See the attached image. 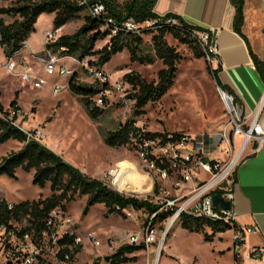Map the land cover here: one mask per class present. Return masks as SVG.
<instances>
[{
  "label": "rangeland",
  "instance_id": "374dc122",
  "mask_svg": "<svg viewBox=\"0 0 264 264\" xmlns=\"http://www.w3.org/2000/svg\"><path fill=\"white\" fill-rule=\"evenodd\" d=\"M116 1L121 4L126 0ZM13 5H15L14 0L0 2V8ZM52 15V13H42L35 22L37 32L32 41L37 46L41 45V40L45 43L42 33L50 27L49 21ZM83 15L84 12L81 13V16ZM0 17L6 22L13 20V17L7 14H0ZM82 23V19L66 23L59 35L73 33ZM154 33H156L155 29L142 34L146 52L153 53L149 46ZM32 34H35V31ZM164 38L177 53L175 76L164 95L157 101L148 102L140 115L133 114L134 102L128 98V94L133 92L130 84L124 90L111 86V92L104 104L105 114L98 121H91L78 98L68 88L54 95L49 86L33 89L29 85L22 84L15 77H8L1 72L0 103L6 109L16 93L22 125L29 129L41 128L45 137L43 144L62 155L86 175L104 180L122 195L149 199L156 203L165 192L174 193L171 189L173 176L165 180L160 179L156 169L151 168L130 145L119 147L105 145L98 128L113 129L118 124L133 119L135 125L146 132L168 135L179 133L190 139H198L202 135L214 134L229 119L218 85L210 72L214 67L203 57H198L187 43L181 42L169 33L165 34ZM107 39L98 41L95 49L101 48ZM1 51L0 47V53ZM88 57L90 61L96 59V55ZM71 65L75 67L73 63ZM163 67L162 61L158 58L150 64L132 62L128 51L124 49L114 55L103 69L109 76L110 82L114 83L123 79L124 73L129 71L139 73L147 81H156L157 71ZM73 77L80 83H94L93 78L81 68L75 70ZM63 80V77L48 78L49 82ZM21 146L22 143L14 139L1 142L0 160ZM205 151L207 158L220 157L217 149L211 147ZM111 169L115 170L114 174L109 173ZM200 175L202 176L203 173ZM31 180L32 171L21 168L15 170L14 177L1 175L0 198L8 203H18L24 200L43 199L50 195L48 185L39 187L33 185ZM119 182L123 184L120 183L121 190L118 187ZM85 202L86 196H76L73 201L66 204L67 213L74 224L72 229L81 237V246L75 257L76 264H107L105 257L127 244L128 233L143 230V239H145L143 225L147 218L145 212L128 208L124 212L125 217L117 214L106 216L103 204L96 203L83 215ZM176 225L177 222L165 232L163 222L156 224L158 232L154 243L145 244L144 250L127 255L131 261L125 264H187L192 257L197 260L195 264H234L232 245L231 251L227 250L232 239L231 232V235L222 233V239L206 240L203 233L211 234L212 230L209 227L205 226L203 232L180 233ZM88 233H93L100 241L99 248L92 246L87 237ZM108 241L112 250L106 248ZM241 253L242 251L240 255ZM169 254L177 256L176 261L170 259Z\"/></svg>",
  "mask_w": 264,
  "mask_h": 264
},
{
  "label": "built area",
  "instance_id": "2783aa9c",
  "mask_svg": "<svg viewBox=\"0 0 264 264\" xmlns=\"http://www.w3.org/2000/svg\"><path fill=\"white\" fill-rule=\"evenodd\" d=\"M75 3L90 17L101 20V30H108L109 36L120 31L142 35L146 30L155 29L159 21L167 24L177 23L175 17L168 15L140 22L128 17L119 23L108 13L105 4L98 0H75ZM61 28L45 30V43L56 41L60 36ZM193 34L203 52L204 60L216 68L219 59L213 33L196 29ZM63 50V47L57 51L51 47L44 48L41 54L22 53L19 50L12 56H6L1 51L0 72L18 78L22 84L34 89L43 88L49 77H63L64 81L53 82L50 87V91L58 95L68 88V80L74 75L75 70L81 68L93 78V84L100 89L92 98L95 105L100 107L104 106L106 97L111 92V86L118 90H124L128 86L129 83L122 78L118 82L111 83L103 67L93 64L88 56L79 60L63 54L61 52ZM71 63L74 64V68ZM218 90L229 119L212 134L213 136L207 134L198 139H190L185 135H180L176 139H171V135L165 139L139 136L131 137L130 146L139 152L141 158L151 168L156 169L160 179L165 180L173 176L171 189L174 193L165 192L164 196L159 197L160 199L155 203L160 205V209H170L173 212L163 221L165 229L171 228L172 225L169 227L168 225L173 221L174 224L179 222L181 215L222 221L230 226L232 251L238 256L246 248L247 235L254 229L251 226L238 224L236 212L232 207L224 209L219 204L213 206L212 194H219L231 205L233 175L238 163L245 154L257 152L264 141V93L257 108L249 114L242 110L232 95L226 94L220 87ZM17 107L4 108L5 113L0 111V117L23 131L27 139L42 143L45 138L42 129L24 127L19 118L21 111ZM211 147L217 149L219 158L206 157L205 150ZM114 172V169L109 171L110 174ZM200 173L203 175L201 176ZM184 188L185 191L182 192ZM11 204L9 203V208ZM126 209H123V212H126ZM155 214L156 212L147 214V223L145 225L143 223L145 239H143V230L128 233L127 244L136 245L141 241L146 245L154 243L158 230L156 225L151 224V220ZM73 226L72 218L62 207L50 210L41 222H37L27 213L9 220L8 223L0 224V264H76L75 251L81 246V237L72 229ZM71 235H74L71 243L67 245L60 243L64 236ZM87 237L93 247L101 246L93 233H88ZM106 248L112 250L109 241L106 243ZM263 256L264 247H253L248 249L246 257L250 260H258Z\"/></svg>",
  "mask_w": 264,
  "mask_h": 264
},
{
  "label": "trees",
  "instance_id": "16d2710c",
  "mask_svg": "<svg viewBox=\"0 0 264 264\" xmlns=\"http://www.w3.org/2000/svg\"><path fill=\"white\" fill-rule=\"evenodd\" d=\"M98 1L105 4L108 13L119 23L128 17H133L139 22L159 17L153 12L156 0H126L121 4L116 0ZM14 2L15 5L13 6L0 8V14L13 17L10 22H6L3 17H0V47L6 56H12L24 47L25 41L35 31L34 25L40 14L52 13L53 30L78 19H82L83 23L73 33L62 34L53 43H45L44 48L51 47L57 51L63 47L64 50L61 51L63 54L73 56L79 60L86 56L96 55V59L92 63L100 67H103L114 55L124 49L128 51L130 61L139 64H150L155 59H160L164 67L157 71L156 81H147L135 71H129L123 75V79L133 88V92L128 94V98H131L134 102L133 114L135 116L142 113L143 107L148 102L159 100L173 82L177 53L166 42L165 34L169 33L181 42L187 43L198 57H203V52L193 34L194 30H201V28L185 23L177 15L167 14L177 19L176 24L162 23V21L157 23L156 33L151 36L149 46L153 51L152 53L144 50L142 35L120 31L109 36L108 30H101V20L90 17L86 13L81 16L83 10L76 5L75 0H14ZM230 3L234 7L233 30L245 39L241 33L244 20V0H230ZM149 31L151 29L145 32ZM105 38H108L106 43L101 48L95 49V44ZM253 61L264 82V64L254 55ZM218 68L219 65L214 69H210L213 79L218 87L228 91L238 103L232 91L220 84L217 77ZM68 89L78 98L91 121H98L105 114L106 106H97L92 100L100 91L97 85L80 83L72 75L70 82H68ZM16 96L15 93L9 104L10 107H17ZM0 111L5 113L1 103ZM98 130L104 144L109 147L129 146L131 145V137H159L162 139L168 137L166 133L141 131L135 125L133 119L120 123L113 129L103 130L99 127ZM180 135L179 133H172L170 138L176 139ZM9 139L21 142L22 146L0 160V176L4 174L14 177L17 168L32 171V184L39 187L48 185L50 195L43 199L38 198L31 201L24 200L12 203L11 208L8 207L9 203L5 199L0 198V224L8 223L9 220L27 213L37 222H41L55 207H62L66 210V204L73 201L76 196H86L85 206L82 209L83 215L96 203L103 204L106 209V216L117 214L125 217L123 209L126 208L141 210L148 215L156 212L151 220L152 225L162 223L173 213L170 209H160L159 204H155L149 199L122 195L104 180L86 175L81 169L64 159L47 145L33 139H27L23 131L14 127L10 121L0 117V143ZM146 223L147 219L144 221V225ZM179 223L188 232H203L205 226L209 227L212 233H203L206 240H211L216 232H224L230 229V226L222 221H210L188 215H181ZM73 237L74 235L64 236L60 243L67 245L71 243ZM79 249L80 247L75 251L76 254H78ZM144 249V243L137 245L124 244L117 248L112 255L105 257L104 260L107 264H125L131 261L130 258H127V255ZM235 257L234 255V259Z\"/></svg>",
  "mask_w": 264,
  "mask_h": 264
},
{
  "label": "crops",
  "instance_id": "0c3cea01",
  "mask_svg": "<svg viewBox=\"0 0 264 264\" xmlns=\"http://www.w3.org/2000/svg\"><path fill=\"white\" fill-rule=\"evenodd\" d=\"M153 12L157 16L177 15L191 26L212 32L218 49L217 77L220 84L232 91L244 112L250 114L257 108L264 93V82L255 67L253 55L264 64V0H244L241 33L246 41L233 30L234 7L230 0H156ZM52 19L53 15L48 29L52 28ZM36 29L35 27V34H30L20 52L43 53L45 43L41 40V45L37 46L32 41ZM53 82L48 81L44 87L49 86L50 89ZM233 181L231 207L236 212L237 223L254 229L247 235L246 248L242 250L241 255L234 259L232 254L233 262L264 264V256L258 260H250L246 257L248 249L264 247V141L257 152L247 153L241 159L234 171ZM176 228L180 233L187 231L179 222ZM230 232V230L216 232L212 239H222V233L231 235ZM231 245L232 239L227 250L231 251ZM169 257L176 261L177 256ZM196 261V258L192 257L187 264H195Z\"/></svg>",
  "mask_w": 264,
  "mask_h": 264
},
{
  "label": "water",
  "instance_id": "95a60500",
  "mask_svg": "<svg viewBox=\"0 0 264 264\" xmlns=\"http://www.w3.org/2000/svg\"><path fill=\"white\" fill-rule=\"evenodd\" d=\"M71 78L68 80L70 82ZM226 94H228V91H224ZM212 204L213 206H216L219 204L224 209H229L231 207L230 202L227 200H224L222 197L219 196V194L214 193L212 194ZM167 230L165 229V232Z\"/></svg>",
  "mask_w": 264,
  "mask_h": 264
},
{
  "label": "bare ground",
  "instance_id": "6f19581e",
  "mask_svg": "<svg viewBox=\"0 0 264 264\" xmlns=\"http://www.w3.org/2000/svg\"><path fill=\"white\" fill-rule=\"evenodd\" d=\"M120 183H121V182H119V185H118V187H119V189L121 190ZM121 184H122V183H121ZM122 185H123V184H122ZM170 225H172V226H173V225H174V221H173L172 223H170V224L168 225V227H169Z\"/></svg>",
  "mask_w": 264,
  "mask_h": 264
}]
</instances>
